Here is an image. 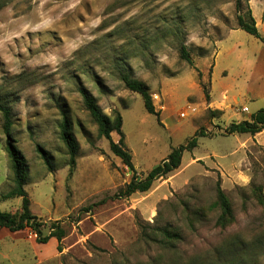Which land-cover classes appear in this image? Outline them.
<instances>
[{
  "label": "rangeland",
  "instance_id": "374dc122",
  "mask_svg": "<svg viewBox=\"0 0 264 264\" xmlns=\"http://www.w3.org/2000/svg\"><path fill=\"white\" fill-rule=\"evenodd\" d=\"M240 2L260 39L237 28V0H0V98L12 106L13 136L29 164L30 208L43 237L54 224L65 232L59 245L30 238L31 227L1 228L0 264H264V128L226 133L264 109V0ZM123 73L148 85L160 123ZM79 85L105 114H121L138 177L199 129L207 136L148 192L120 198L132 174L99 136ZM61 107L79 141L72 175ZM2 124L0 112V208L19 214L21 198L3 199L13 174ZM218 183L233 211L225 225L214 205ZM138 221L170 225L180 239L171 248L146 243Z\"/></svg>",
  "mask_w": 264,
  "mask_h": 264
},
{
  "label": "trees",
  "instance_id": "16d2710c",
  "mask_svg": "<svg viewBox=\"0 0 264 264\" xmlns=\"http://www.w3.org/2000/svg\"><path fill=\"white\" fill-rule=\"evenodd\" d=\"M237 28L242 29L248 34L260 39L257 23L253 16L251 9L247 8L243 13L241 9V2L237 0ZM181 58L185 60L189 65L193 66V60L187 51L184 44L180 47ZM121 81L125 87L139 94L144 103L145 110L156 117L158 123L159 112L156 111L152 94L148 85L136 78L131 77L129 74H122ZM79 92L83 99V104L87 111L90 113L93 120L98 125V134L100 137H104L109 141L111 152L118 158H120L123 164L129 169L132 174L131 180L125 185L123 189L118 193V197L126 198L135 193L148 192L155 181L165 178L173 171L179 169L182 163L183 153L185 151L193 150L197 147L198 137L207 136L203 129H199L194 137H192L185 145L173 148L168 156L163 159L157 166H155L144 177H138L137 169L133 163V157L126 147L125 133L123 131V120L119 111H114L112 116L105 114L97 102L96 97L84 86L79 85ZM206 99L210 100L209 92L204 88ZM61 122H60V138L66 147V154L68 156L67 165L70 166V175H72L76 166V161L79 153V141L75 133V124L70 116L69 112L61 107ZM0 112L3 118L2 130L5 136V151L7 153L10 167L12 170V189L3 196V199L9 198H21L22 211L19 214H13L11 212L2 211L0 208V229L5 228L11 232L21 231L26 227H31L37 234L40 243H47L51 238H56L58 244L62 242L65 236L64 230L57 224L52 226L53 231L47 236H42L41 224L38 223L36 216L31 211V200L25 189L27 184V178L29 173V164L23 155L22 151L17 146V140L13 136V130L16 127L13 109L9 101H5L0 98ZM264 128V109H261L256 114L252 115L251 120H245L242 122H235L226 128L228 134H250L255 135L260 133ZM115 132L119 135V141L116 143L111 134ZM36 150L44 161L50 172L55 171L57 168L54 166L53 157L46 149L41 145L36 144ZM222 211L221 223L225 225L227 220L233 218V211L231 203L228 200L227 195L222 189L220 183L217 184V200L214 203ZM138 227L140 229V238L146 243H157L163 248L173 247L175 241L180 239V233L174 230L170 225L165 227H159L150 225L149 223H141L138 221ZM185 264H211V259L206 260L204 263L196 262L194 259L191 262Z\"/></svg>",
  "mask_w": 264,
  "mask_h": 264
},
{
  "label": "built area",
  "instance_id": "2783aa9c",
  "mask_svg": "<svg viewBox=\"0 0 264 264\" xmlns=\"http://www.w3.org/2000/svg\"><path fill=\"white\" fill-rule=\"evenodd\" d=\"M181 117H185V113L184 112L181 113ZM36 236H37V234H36V232H34V230L30 231V238H33V237H36Z\"/></svg>",
  "mask_w": 264,
  "mask_h": 264
}]
</instances>
